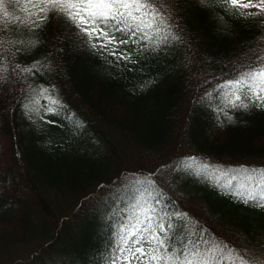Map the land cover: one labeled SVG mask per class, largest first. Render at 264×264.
Returning <instances> with one entry per match:
<instances>
[{
    "label": "trees",
    "instance_id": "1",
    "mask_svg": "<svg viewBox=\"0 0 264 264\" xmlns=\"http://www.w3.org/2000/svg\"><path fill=\"white\" fill-rule=\"evenodd\" d=\"M157 3L178 38L122 45L134 63L103 58L54 16L35 32L0 25V264H109L118 229L152 207L264 264V209L228 194L264 169V110L214 111L215 89L264 52V17ZM5 6L26 18L25 0ZM188 157L209 165L200 178L178 170Z\"/></svg>",
    "mask_w": 264,
    "mask_h": 264
},
{
    "label": "snow or ice",
    "instance_id": "2",
    "mask_svg": "<svg viewBox=\"0 0 264 264\" xmlns=\"http://www.w3.org/2000/svg\"><path fill=\"white\" fill-rule=\"evenodd\" d=\"M200 2L206 4L207 0ZM11 3L9 0V5ZM216 3L236 17H264V0H216ZM252 8L258 11H245ZM23 11L25 19L13 18L5 0H0V13L3 14L0 25L5 20H12L35 32L53 16L63 19L68 30H75L81 44L105 59L115 57L117 65L121 60L135 62L121 48L122 45H138L143 41L158 48L170 38H178L171 31V16L162 11L157 0H25ZM261 23L264 24V20ZM260 39L264 40V37ZM3 44L0 39V48ZM2 65L0 61V80L6 79L3 73L8 71ZM16 69L23 73L32 72V68H20L19 65ZM215 91L219 101L214 108L217 118L222 113L231 122L233 111L264 110V52L237 68ZM45 92L47 89H43L41 95ZM211 96V92L206 94V98ZM49 99L54 105L58 103ZM177 167L200 178L209 165L188 157ZM256 175L258 180L254 178ZM228 194L234 201L264 209V169L249 170L245 185L235 188L229 185ZM156 199L161 202L159 196ZM135 217L134 223L129 222L118 229L109 264H260L215 237H207L203 229L190 231L186 223L178 225L176 218L190 219L186 214L152 207L143 209ZM192 228L195 229L194 224Z\"/></svg>",
    "mask_w": 264,
    "mask_h": 264
},
{
    "label": "rangeland",
    "instance_id": "3",
    "mask_svg": "<svg viewBox=\"0 0 264 264\" xmlns=\"http://www.w3.org/2000/svg\"><path fill=\"white\" fill-rule=\"evenodd\" d=\"M244 2H247V0H244ZM253 2H256V0H253ZM249 11H252V12H256V11H258L257 9H255V8H252V9H248Z\"/></svg>",
    "mask_w": 264,
    "mask_h": 264
}]
</instances>
